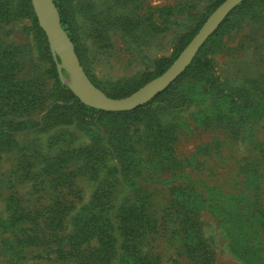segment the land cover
Here are the masks:
<instances>
[{"label": "rangeland", "instance_id": "obj_1", "mask_svg": "<svg viewBox=\"0 0 264 264\" xmlns=\"http://www.w3.org/2000/svg\"><path fill=\"white\" fill-rule=\"evenodd\" d=\"M221 1L53 0L84 70L118 95ZM240 4L205 46L211 70L186 71L126 119L70 100L72 75L53 66L26 0H0V264H264V0ZM128 198L148 214L131 202L123 226Z\"/></svg>", "mask_w": 264, "mask_h": 264}, {"label": "water", "instance_id": "obj_2", "mask_svg": "<svg viewBox=\"0 0 264 264\" xmlns=\"http://www.w3.org/2000/svg\"><path fill=\"white\" fill-rule=\"evenodd\" d=\"M244 0H224L206 19L197 34L173 63L159 76L132 94L115 98L97 87L81 64L72 39L61 24L53 0H32L40 26L45 31L59 73L67 69L72 75L71 90L87 105L106 111H126L139 107L173 83L190 65L206 40L219 28L229 13Z\"/></svg>", "mask_w": 264, "mask_h": 264}, {"label": "trees", "instance_id": "obj_3", "mask_svg": "<svg viewBox=\"0 0 264 264\" xmlns=\"http://www.w3.org/2000/svg\"><path fill=\"white\" fill-rule=\"evenodd\" d=\"M223 0L220 2L222 3ZM247 2V0H244L240 5H243ZM218 3V5L220 4ZM26 8L30 14V16L32 17L33 21L35 22V25L37 27V29L39 30L40 34L44 37L45 41H47V36H46V33L45 31L42 29V27L39 25V22H38V19H37V16L34 12V9H33V6H32V2L31 0H26ZM216 8V7H215ZM213 8L211 10V12L215 9ZM171 9V6H166L164 8V12L167 13V11H169ZM60 13H61V21H62V24L63 26L65 27L66 25V28L65 29H68L70 31V37L72 39L73 42H75L77 44L76 46V51H77V54L79 56V58L81 59V54H80V51H79V44H78V40H77V37L75 36L74 32H73V29L70 25V22L68 21V19L66 18V15H65V10L63 8L60 9ZM231 14V13H230ZM208 15L202 20V22L200 23V25L197 27V29L194 31L193 34H191L177 49L175 55L171 58V60H169L168 62L166 61H162L164 62V64L162 65V67L156 71V73L146 79L145 81H143L141 84H139L137 87H135L134 89H132L130 92H128L127 94L125 95H118V94H112V93H109L108 91H105L107 95L111 96V97H115V98H121V97H124V96H128L130 94H132L133 92H135L136 90H138L141 86H143L144 84H146L148 81L152 80L153 78L161 75L171 64L172 62L174 61V59L176 57H178V55L180 54V52L185 48V46L191 41V39L193 38V36L197 33L198 29L202 26V24L204 23V21L207 19ZM230 18V15L228 17L225 18V20L221 23V25L219 26V28L214 32V34L208 38V40L204 43V45L201 47V49L199 50V52L197 53V55L194 57L193 61L191 62V64L187 67V69L178 77V79L171 83L163 92L159 93L158 95H156L154 98H152L150 101H148L147 103L139 106V107H136L132 110H126V111H106V110H102V109H96L94 107H91L89 105H85L84 103H82L80 101V99L74 94V92L68 88V87H65V93L67 95V97L70 99V100H73L75 101V103H77L79 106H81L82 108L88 110V111H93V112H97L99 114H102V115H105L107 117H113V116H117V117H122V118H126V119H132V118H141L142 114L144 113H147L150 111V108L151 106L159 99L161 98L162 96H164L172 87L173 85H175V83L182 77V75L188 71V70H191L193 69L195 66L197 67L198 65H200L201 67L207 69V70H211V66L212 64L210 63V61L205 57L203 51L205 49V46L211 41V39L217 35H220L224 32L225 30V26L227 24V21L229 20ZM52 64L54 67H56V61L55 60H52ZM86 72L87 74L89 75V77L91 78V80L98 86L99 84H97V82L95 81V79L93 78V74H91L89 72V70L86 68ZM9 122V125L6 124L7 121L4 122L3 124V129L2 131L3 132H7V133H11L12 130L15 129V127H11L10 125V121ZM166 127H163V129H161V132L164 131ZM146 137H147V140L148 142H151L152 145H154V142H155V133H154V128L153 127H150L148 129V132L146 134ZM151 138L150 140L148 138ZM6 138V137H5ZM149 146L150 148H154V146ZM129 158V157H128ZM131 158V157H130ZM131 160V159H130ZM153 160V159H152ZM125 162V160L123 161ZM131 162V161H130ZM129 162V163H130ZM53 164H51V166H53ZM123 165L125 166L126 164L123 163ZM127 166V165H126ZM62 184L63 183H60L59 186H56V183H54V185L58 188L62 187ZM97 191H101V188H98L96 189V192ZM103 202V201H101ZM105 202V201H104ZM133 202L135 205V212L141 216V218L143 217V215L145 213H147L146 211V206H145V203L144 202H139L137 199L135 200H132L131 198H128L126 201H124L121 205H118L117 207L115 206V208H117V222L118 224H124L123 226H129L130 225V222H131V219H130V214L133 213V209L132 207L133 206H130L129 203ZM142 204V205H140ZM148 214V213H147ZM106 232H103L102 233V236L103 234H105ZM102 239H100L101 241ZM26 261V258L25 257H22V258H15L14 259V263L13 264H26L25 263Z\"/></svg>", "mask_w": 264, "mask_h": 264}]
</instances>
